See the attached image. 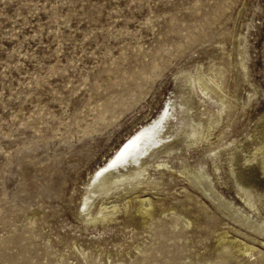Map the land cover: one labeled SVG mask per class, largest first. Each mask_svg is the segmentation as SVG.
Instances as JSON below:
<instances>
[{
  "label": "rangeland",
  "instance_id": "374dc122",
  "mask_svg": "<svg viewBox=\"0 0 264 264\" xmlns=\"http://www.w3.org/2000/svg\"><path fill=\"white\" fill-rule=\"evenodd\" d=\"M0 264H264V0H0Z\"/></svg>",
  "mask_w": 264,
  "mask_h": 264
},
{
  "label": "bare ground",
  "instance_id": "6f19581e",
  "mask_svg": "<svg viewBox=\"0 0 264 264\" xmlns=\"http://www.w3.org/2000/svg\"><path fill=\"white\" fill-rule=\"evenodd\" d=\"M183 77L187 78V81L189 82V86L186 88L187 89L186 93H184L182 91H179L180 93L183 94V96L186 99L184 101L185 102V104H184L185 106L183 108V114H181V115L185 117L186 122L187 121H196L197 123H200L199 118L201 116L209 118L212 114L208 113L204 109V107L200 104V98L197 97V94L195 92V87L192 84L191 77L188 76L186 73H184ZM177 85H178L179 89L183 88V85L180 82L177 83ZM202 92L204 93L203 90H202ZM202 92H200L201 95H202ZM172 103H173V101L171 99H168L166 101V104H165L162 112L157 116L156 119H153L152 122L147 124L144 128L141 129V131L137 132L135 135H133V136L129 135L126 138L127 141H125L124 143L120 144L121 145L120 149L118 151H116L115 160H117V158H118V160L117 161L110 160L111 163L109 162V163L103 165V167H101L100 170L97 172V174L94 176L93 181H96L98 179H104V181L97 182V184H103V183H105L108 180H109L108 181L109 183H107V184L118 183V182L127 183L126 181L128 179H131V178L133 179L134 177L136 178L139 175L141 176L142 172L145 171V166L151 161V159L153 157H148L147 158L146 163H144L141 166V170L142 171L141 170L135 171L132 174L133 176H130V177L129 176L128 177H124L125 174L120 173V172H118V173L109 172L111 167L108 166V164L111 165L114 162L117 163L119 161H123L124 159H126L134 151L140 150V149H144L145 145H146V143H147V141L149 139H151L152 137H156L160 133L165 131V130H162V129H164L165 127L166 128L168 127V125H169V123L171 121L169 119H170L171 115L173 116V114H172L173 113ZM220 110H218V113H220ZM213 121H217V119H214ZM184 132L180 131L179 133H177V136H173L172 138H170L171 140L170 139H166L164 141L165 143H162L156 149L154 156L157 155V154L159 155V153H165V152L168 154L169 152H171L172 150L177 148V146L180 143H183V142L187 143L188 141L191 142L190 139H195V135L196 134H191V133H189L187 136H183L182 137L181 135ZM185 143H184V145H185ZM155 165H156V167L164 166L162 161L161 162L157 161ZM135 184H136V182H135ZM145 201L150 206L151 202H150L149 198L143 197L142 199L139 200V203L143 204V202H145ZM140 204H139V206H140ZM138 208H141V207H138ZM247 247H250V246L247 245Z\"/></svg>",
  "mask_w": 264,
  "mask_h": 264
}]
</instances>
